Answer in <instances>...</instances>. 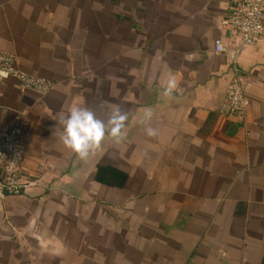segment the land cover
I'll return each mask as SVG.
<instances>
[{"label":"crops","instance_id":"1","mask_svg":"<svg viewBox=\"0 0 264 264\" xmlns=\"http://www.w3.org/2000/svg\"><path fill=\"white\" fill-rule=\"evenodd\" d=\"M230 13V0H0V51L53 83L40 97L0 78V129L23 112L32 182L0 196V264H264V35L226 54L240 44ZM237 75L243 116L220 111ZM115 105L129 114L119 143L81 160L60 141L69 107L106 119ZM98 166L123 185L95 180Z\"/></svg>","mask_w":264,"mask_h":264},{"label":"built area","instance_id":"2","mask_svg":"<svg viewBox=\"0 0 264 264\" xmlns=\"http://www.w3.org/2000/svg\"><path fill=\"white\" fill-rule=\"evenodd\" d=\"M231 13L222 21L239 37L240 44L229 53L225 52L219 39L214 41L216 52H225L236 57L237 54L250 46L256 45L264 35V0H230ZM15 79L21 89L31 91L40 97L47 96L53 83L41 76L29 75L15 63V56L8 51H0V78ZM247 100L243 93L242 79L236 76L226 91L225 100L220 111L243 116ZM25 121L23 112H17L12 122L0 129V196L5 191L13 192L24 189L32 182L21 176V164L24 155Z\"/></svg>","mask_w":264,"mask_h":264},{"label":"clouds","instance_id":"3","mask_svg":"<svg viewBox=\"0 0 264 264\" xmlns=\"http://www.w3.org/2000/svg\"><path fill=\"white\" fill-rule=\"evenodd\" d=\"M175 77H169L164 86V95L171 96L177 89ZM142 123L151 120V110L145 111ZM129 114L119 105L113 106L107 113L106 119H100L94 110L86 106H71L59 119L62 132L58 133L60 141L81 160H86L100 146L106 135L119 143L126 135ZM145 133L156 137L158 130L148 126Z\"/></svg>","mask_w":264,"mask_h":264},{"label":"trees","instance_id":"4","mask_svg":"<svg viewBox=\"0 0 264 264\" xmlns=\"http://www.w3.org/2000/svg\"><path fill=\"white\" fill-rule=\"evenodd\" d=\"M125 178L126 177L123 172H120L111 167L98 166L94 174L95 180L100 181V182H106L108 184H113L119 187L123 185Z\"/></svg>","mask_w":264,"mask_h":264}]
</instances>
